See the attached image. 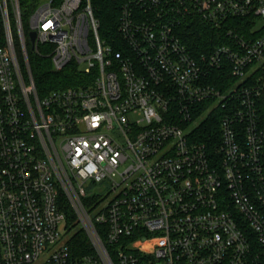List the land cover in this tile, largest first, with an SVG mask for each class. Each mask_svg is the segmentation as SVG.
Masks as SVG:
<instances>
[{
  "label": "built area",
  "instance_id": "2783aa9c",
  "mask_svg": "<svg viewBox=\"0 0 264 264\" xmlns=\"http://www.w3.org/2000/svg\"><path fill=\"white\" fill-rule=\"evenodd\" d=\"M197 17L227 28L206 52L182 38ZM0 19V264H264V0H122L115 42L91 0H42L34 50L83 75L43 97L20 0ZM104 182L109 200L87 193Z\"/></svg>",
  "mask_w": 264,
  "mask_h": 264
},
{
  "label": "trees",
  "instance_id": "16d2710c",
  "mask_svg": "<svg viewBox=\"0 0 264 264\" xmlns=\"http://www.w3.org/2000/svg\"><path fill=\"white\" fill-rule=\"evenodd\" d=\"M42 0H20V7L22 13V25L23 31L26 37V43L28 46V62L30 71L40 97H43L48 92L61 89L78 86L81 78L80 74L75 66H67L63 71L56 72L52 67V60L50 57L51 48L48 46H40L38 51L32 50L28 35L31 30L30 16L33 15L37 8V4ZM94 16L99 22V35L102 39L109 42H115L119 39L118 33V21L120 10L122 6V0H91ZM233 23H241V20H234ZM13 32L15 33V45L17 51L20 53L21 41L19 39L16 22H11ZM226 27L213 28L210 24L203 19L197 17L195 20H189L182 27L183 41L187 44L192 52L203 51L206 52L213 48V46L219 44L225 34ZM243 30L248 28L243 27ZM6 45V34L4 23L0 19V47ZM21 62L24 64V60L21 58ZM0 104H1V92H0ZM218 117L221 118V113L218 112ZM212 122L203 123L197 130V136L200 141L208 142L213 136L219 134L218 127ZM96 198L85 201V206L91 205ZM67 212V231L69 227L77 225V217L75 211L70 205L66 206ZM71 230V229H70ZM75 234L70 237L68 242L69 248L74 256H82L89 253L92 250L91 241L88 234L83 229H78Z\"/></svg>",
  "mask_w": 264,
  "mask_h": 264
},
{
  "label": "rangeland",
  "instance_id": "374dc122",
  "mask_svg": "<svg viewBox=\"0 0 264 264\" xmlns=\"http://www.w3.org/2000/svg\"><path fill=\"white\" fill-rule=\"evenodd\" d=\"M35 13V12H34ZM33 13V14H34ZM31 18H32V15L30 16V24H31ZM15 22V21H13ZM259 25H261V23H259ZM86 190H87V193H90V194H95V195H100L101 197H103V199H110L112 197V194H111V187L107 184V183H90L89 185H87L86 187ZM69 231L68 233L70 234V237L75 234L77 231H79L78 229H81V226H79L78 224L77 225H73V227H69Z\"/></svg>",
  "mask_w": 264,
  "mask_h": 264
},
{
  "label": "water",
  "instance_id": "95a60500",
  "mask_svg": "<svg viewBox=\"0 0 264 264\" xmlns=\"http://www.w3.org/2000/svg\"><path fill=\"white\" fill-rule=\"evenodd\" d=\"M36 37H37V33L35 31H33V32H31L29 34V39H30V43H31L32 50L35 49Z\"/></svg>",
  "mask_w": 264,
  "mask_h": 264
}]
</instances>
